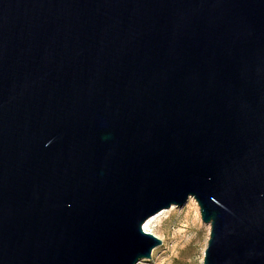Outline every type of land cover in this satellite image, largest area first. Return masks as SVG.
Returning <instances> with one entry per match:
<instances>
[{
    "label": "water",
    "instance_id": "1",
    "mask_svg": "<svg viewBox=\"0 0 264 264\" xmlns=\"http://www.w3.org/2000/svg\"><path fill=\"white\" fill-rule=\"evenodd\" d=\"M190 198L264 264V0H0V264L149 261Z\"/></svg>",
    "mask_w": 264,
    "mask_h": 264
},
{
    "label": "rangeland",
    "instance_id": "2",
    "mask_svg": "<svg viewBox=\"0 0 264 264\" xmlns=\"http://www.w3.org/2000/svg\"><path fill=\"white\" fill-rule=\"evenodd\" d=\"M166 211L149 229L163 245L140 264H203L211 227L203 223L196 200L190 198L183 208Z\"/></svg>",
    "mask_w": 264,
    "mask_h": 264
},
{
    "label": "bare ground",
    "instance_id": "3",
    "mask_svg": "<svg viewBox=\"0 0 264 264\" xmlns=\"http://www.w3.org/2000/svg\"><path fill=\"white\" fill-rule=\"evenodd\" d=\"M167 211L166 210H164V211H162V212H160V213H158L157 215H155V216H153V217H151L150 219H148V221L145 223V225H144V230L146 231V232H148V233H151V234H153L152 232H150V227L157 221V220H159L165 213H166ZM154 235V234H153ZM203 263V262H202Z\"/></svg>",
    "mask_w": 264,
    "mask_h": 264
}]
</instances>
